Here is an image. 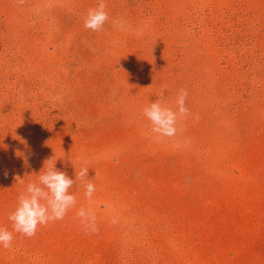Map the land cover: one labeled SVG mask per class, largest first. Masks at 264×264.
<instances>
[{
  "label": "rangeland",
  "instance_id": "374dc122",
  "mask_svg": "<svg viewBox=\"0 0 264 264\" xmlns=\"http://www.w3.org/2000/svg\"><path fill=\"white\" fill-rule=\"evenodd\" d=\"M97 3L0 0V227L49 159L77 197L0 264H264V0H105L92 32ZM182 88L158 142L143 109Z\"/></svg>",
  "mask_w": 264,
  "mask_h": 264
},
{
  "label": "clouds",
  "instance_id": "9594fccd",
  "mask_svg": "<svg viewBox=\"0 0 264 264\" xmlns=\"http://www.w3.org/2000/svg\"><path fill=\"white\" fill-rule=\"evenodd\" d=\"M108 21L105 0H98L97 6L88 10L83 26L86 30L99 32L104 29ZM119 27L123 28V24ZM187 96V90L182 88L177 93L175 109L166 106L162 99L151 102L143 109V117L150 123L151 132L155 134L158 142L176 136L178 122L189 115V109L186 106ZM48 161L38 175V181L28 183L25 191L18 195L17 204L8 216L12 230L0 227V247L11 249L15 239L14 233L31 238L36 235L40 226L63 220L76 206L77 197L70 192L74 184L73 179L57 170L55 164L47 166ZM88 171V167H81L78 172H75V176L76 181L83 183L84 196L90 201L96 192V185L93 180L87 178ZM76 215L87 231L98 232L96 216L91 209L81 206ZM116 222L115 219L112 220V223Z\"/></svg>",
  "mask_w": 264,
  "mask_h": 264
}]
</instances>
